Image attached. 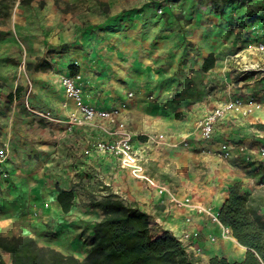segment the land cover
<instances>
[{
  "label": "crops",
  "instance_id": "0c3cea01",
  "mask_svg": "<svg viewBox=\"0 0 264 264\" xmlns=\"http://www.w3.org/2000/svg\"><path fill=\"white\" fill-rule=\"evenodd\" d=\"M183 2L184 19L153 15L154 0L15 2L10 34L0 42V147L8 149V176L0 177L1 235L30 236L82 260L101 215L92 202L112 192L146 213L154 233L175 236L200 264L212 256L243 259L246 248L231 232L222 235L197 207L218 212L234 180L248 191L264 187V155L258 152L264 148V109L227 111L206 142L196 123L230 97L264 102V51L255 49L264 32L225 30L237 19L228 10L234 0L220 12L209 0ZM217 21L220 26H213ZM49 45L63 49L47 53ZM208 54L214 65L204 71ZM71 64L84 103L116 110L114 121L95 117L68 130L75 105L59 77L71 75ZM245 65L255 69L241 74ZM117 122L132 131V150L149 179L92 149L94 141L110 138ZM158 184L191 203L178 206L157 192ZM69 189L73 202L63 212L56 197Z\"/></svg>",
  "mask_w": 264,
  "mask_h": 264
},
{
  "label": "trees",
  "instance_id": "16d2710c",
  "mask_svg": "<svg viewBox=\"0 0 264 264\" xmlns=\"http://www.w3.org/2000/svg\"><path fill=\"white\" fill-rule=\"evenodd\" d=\"M33 0H19L29 4ZM215 11H221L229 0H209ZM10 6L0 2V14L7 15ZM0 39L2 35L0 34ZM214 65L213 54L202 63L207 71ZM74 75L77 67L68 66ZM16 87V95H19ZM260 183L264 185V180ZM56 200L63 212L73 202V190H59ZM100 210L89 237L90 249L84 259L45 245L30 236L0 234V264H200L181 242L168 231L154 233L146 213L128 204L112 192L92 202ZM221 224L246 248L243 259L229 261L212 256L208 264H264V187L248 191L240 181H231L227 196L218 211Z\"/></svg>",
  "mask_w": 264,
  "mask_h": 264
},
{
  "label": "built area",
  "instance_id": "2783aa9c",
  "mask_svg": "<svg viewBox=\"0 0 264 264\" xmlns=\"http://www.w3.org/2000/svg\"><path fill=\"white\" fill-rule=\"evenodd\" d=\"M258 51H264V40L259 41L255 45ZM253 66L245 65L240 69L241 74L254 70ZM80 78L79 74L69 75L62 74L59 77V82L62 87L63 93L67 99L74 102L75 109L68 114L66 123L68 130L73 126L89 123L95 117L104 120L114 121L116 110H102L96 109L91 105L84 103L82 93L77 81ZM246 106L247 111L252 108L264 109V102L255 99L249 100L245 103L240 97H230L226 101L216 105L209 110L203 117L197 120L196 126L200 133L202 141H209L213 136L214 127L217 122L224 116V114L235 108ZM109 139H98L93 142L92 149L96 152L104 153L109 156L115 157L119 160L122 167H126L130 172L137 177L149 179L143 172L142 166L139 164L135 153L132 150L131 137L132 131L123 123L117 122L111 130L108 131ZM205 151V150H204ZM259 154L264 155V148L259 149ZM223 157H228V153L221 151L218 153ZM8 158V149L6 146L0 147V177L7 178L8 172L3 168V164ZM156 190L159 194L166 193L178 206H188L191 203L190 198L179 200L175 197L174 193L165 185H156ZM197 212L207 214L214 222L218 223L221 227L222 235H229L230 228L220 223L218 219V212H214L210 207H197ZM191 234L184 233L183 238H188ZM195 235V233L193 234Z\"/></svg>",
  "mask_w": 264,
  "mask_h": 264
},
{
  "label": "rangeland",
  "instance_id": "374dc122",
  "mask_svg": "<svg viewBox=\"0 0 264 264\" xmlns=\"http://www.w3.org/2000/svg\"><path fill=\"white\" fill-rule=\"evenodd\" d=\"M17 0H0L2 4H8L10 9L7 15L0 14V34L2 35V39L0 42H4L7 40L10 32L7 30V20L8 15L12 11L14 4ZM184 0H154L155 4H152L151 9L154 11L153 15L156 16H166L170 14H174L183 18L185 15L183 2ZM234 6H231L228 10H230L229 15H234L237 19L235 22L230 21L228 26L225 27V30H231L233 27L236 28H247L248 29H255L258 31L264 32V0H234ZM160 4V5H159ZM67 9V8H66ZM200 9V8H197ZM229 12V11H228ZM184 19V18H183ZM221 22V19H217ZM209 23V19L206 20ZM185 23L186 20H183ZM213 22V19L211 20ZM121 25L118 23L114 25L113 29L120 27ZM124 26V25H123ZM213 26H220L218 21L213 23ZM52 45L47 47V53L55 52L57 49L62 50L63 47L59 46V48H52ZM22 61L18 63L16 73L18 75L22 74L23 72V65L21 64ZM2 82V81H1Z\"/></svg>",
  "mask_w": 264,
  "mask_h": 264
}]
</instances>
